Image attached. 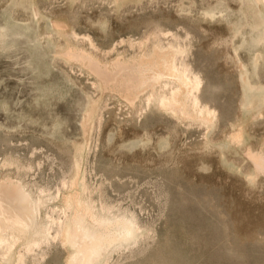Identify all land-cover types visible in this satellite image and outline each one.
Masks as SVG:
<instances>
[{
    "label": "rangeland",
    "instance_id": "obj_1",
    "mask_svg": "<svg viewBox=\"0 0 264 264\" xmlns=\"http://www.w3.org/2000/svg\"><path fill=\"white\" fill-rule=\"evenodd\" d=\"M159 32L184 45L210 126L155 105L137 113L106 95L76 154L99 90L62 50L79 43L99 57L129 54L125 41ZM245 92L264 110V0H0V175L60 196L77 161L90 201L139 223L136 240L107 264H264V172L246 155L264 152V112L244 108ZM239 126L243 142L232 143ZM59 196L40 216H62ZM67 257L49 238L24 263Z\"/></svg>",
    "mask_w": 264,
    "mask_h": 264
},
{
    "label": "bare ground",
    "instance_id": "obj_2",
    "mask_svg": "<svg viewBox=\"0 0 264 264\" xmlns=\"http://www.w3.org/2000/svg\"><path fill=\"white\" fill-rule=\"evenodd\" d=\"M37 14L34 9V15ZM163 35L160 32L151 33L138 41H125L131 49L129 54L128 49L115 54L114 50L113 55L104 54L99 57L79 43H71L62 50L65 60L76 63L93 76V84L99 90V97L90 101L85 109V144L82 145L79 141L75 148L76 154L83 157L94 119L99 116V109L106 95L123 99L137 113L155 105L171 112L179 120H198L210 126L214 114L199 105L197 92L200 80L181 59L185 53L184 45L175 37L164 38ZM242 76L244 86L249 90L245 73ZM244 94L245 99L241 103L244 108L252 110V116L264 112L253 109L254 94ZM244 127L235 135L232 134V143L243 142ZM253 151L249 148L246 155L254 163L255 170L262 173L264 152ZM79 171L80 166L76 161V176L69 190L65 194L63 192V195L60 194L63 201L59 209L63 217L57 218L47 215L46 212V215L40 216V211L48 207L50 201L57 199L59 191L49 197L35 194L21 179L0 175L1 264H25V253L34 251L49 238H58L68 248L65 264H107L111 258L110 253L125 248L136 240L139 223L134 214L93 204L86 192L83 178L78 177ZM54 224L59 228L55 233L51 231Z\"/></svg>",
    "mask_w": 264,
    "mask_h": 264
}]
</instances>
